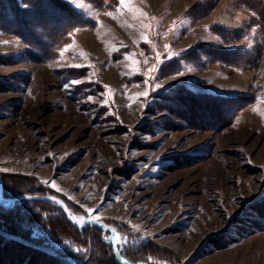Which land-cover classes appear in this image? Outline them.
I'll return each instance as SVG.
<instances>
[{
	"label": "rangeland",
	"instance_id": "obj_1",
	"mask_svg": "<svg viewBox=\"0 0 264 264\" xmlns=\"http://www.w3.org/2000/svg\"><path fill=\"white\" fill-rule=\"evenodd\" d=\"M61 1L0 21V264H264V0Z\"/></svg>",
	"mask_w": 264,
	"mask_h": 264
},
{
	"label": "trees",
	"instance_id": "obj_2",
	"mask_svg": "<svg viewBox=\"0 0 264 264\" xmlns=\"http://www.w3.org/2000/svg\"><path fill=\"white\" fill-rule=\"evenodd\" d=\"M31 14H36L41 19V23L39 25L43 26L44 24H49V26L51 25L52 28L58 29V31H56L57 33L69 30L73 25L77 24L78 22V17L75 15L78 13L74 11L73 9H71L65 2L61 0H0V21H2L3 24H5L3 27L10 28L12 30L15 27V31L21 37H24V34L20 31L19 28L21 27L19 26H26L29 20L28 16H30ZM42 49L44 50V52L48 51L47 48H42ZM2 195L4 198L8 197L5 195L4 188H3ZM34 202L41 203L43 201L35 200ZM15 207H16V204L14 203L11 208L4 209V207L0 206V209L5 214L6 213L9 214ZM9 223L10 225H7L6 227H4V231H7L10 234L16 235L17 231L19 230H16L15 232L11 222ZM75 229L77 230V228ZM82 230H85V229H82ZM0 241L1 243L4 242L2 239ZM7 242H10V241H7ZM7 242H4V243L9 244ZM10 246L11 247L16 246L14 248L15 250L16 249L25 250L26 248L28 249L30 248L26 245L22 246L18 244V242H15L13 246L12 245ZM105 246L108 247V249L110 250V247L108 245L105 244ZM130 249L127 248L126 250H130ZM33 251L37 252L36 250H33ZM135 251L136 253L138 252L137 250ZM40 254H43V256L46 255L45 258L48 260H57L55 258L56 256L52 253H44V252L41 253L40 252ZM120 254L124 259L131 261L133 263L135 262V263H140V264H160L156 262H151L145 257L143 258L142 255L140 256L139 254H135V252H130L129 254L128 252L124 251V252H121Z\"/></svg>",
	"mask_w": 264,
	"mask_h": 264
},
{
	"label": "snow or ice",
	"instance_id": "obj_3",
	"mask_svg": "<svg viewBox=\"0 0 264 264\" xmlns=\"http://www.w3.org/2000/svg\"><path fill=\"white\" fill-rule=\"evenodd\" d=\"M70 2L73 3L74 6H79V5L76 4V0H70ZM131 2H132V0H118V3H119V5H120V7H117V8L115 9V12H108L107 15L110 16V17H112L113 19H116V18H117V14H118V13H121V12L124 11V10H128L129 12H132L133 9L130 7ZM135 11L138 12V13H139L140 15H142V16H146V15H147L146 13H143L142 10H140V9H138V8L135 9ZM151 19H152V20H155L156 18H155V17H152ZM176 23H177V22L174 21V22H173V26H174ZM173 26H170V30L172 29ZM144 27L150 29V28H151V25H144ZM144 39L147 40V37L145 36ZM67 47H70V45H66V46H65V48H67ZM165 49L168 50V54H169V55L174 54V53H171V52H170V46H169V45H165ZM82 54H83V53H82ZM160 55H161L160 53H157V54H156L157 64L153 65V67H152L151 69L148 70L149 73H154V72L156 71V68L158 67L159 63L161 62V61H160ZM75 66H76V67H79L80 65H75ZM72 83H78V81H72ZM65 87H68V85L66 84ZM157 87H159V85H157ZM138 95H145V96H146V95H147V92L140 93V94H138ZM253 110H254V111H258V109H255V108H254ZM260 114H261L262 116H264V113H260ZM45 183H47V181H45ZM51 187H54V188L56 187L54 181L51 183ZM57 190H59V189H57ZM53 199L55 200L54 197H53ZM56 203H61V201L56 200ZM94 211H96V210H94V209H92V208H87V209H86V212L89 214V219L92 220V221L99 222L101 218H100L99 216H97V215H93ZM72 219H74V220L78 219L81 223L84 222V217H75V216H73Z\"/></svg>",
	"mask_w": 264,
	"mask_h": 264
},
{
	"label": "water",
	"instance_id": "obj_4",
	"mask_svg": "<svg viewBox=\"0 0 264 264\" xmlns=\"http://www.w3.org/2000/svg\"><path fill=\"white\" fill-rule=\"evenodd\" d=\"M3 202V198H2V191L0 190V204L2 205V206H4V207H9L8 206V204H12L13 203V200H10L9 202L10 203H8V204H4V203H2ZM69 219V221H71L72 222V224H74V225H76V226H79V227H83L84 225H82V224H77V223H75L74 221H72L70 218H68ZM86 224L87 223H94V224H96V225H98V226H101V223L100 222H96V221H92V220H89V221H87V222H85ZM84 223V224H85ZM106 230H109V229H107L106 228ZM114 235H117V233L116 232H114L113 230L111 231Z\"/></svg>",
	"mask_w": 264,
	"mask_h": 264
},
{
	"label": "bare ground",
	"instance_id": "obj_5",
	"mask_svg": "<svg viewBox=\"0 0 264 264\" xmlns=\"http://www.w3.org/2000/svg\"><path fill=\"white\" fill-rule=\"evenodd\" d=\"M70 217H71V216H70ZM71 220L76 221V222H80L78 219H76V220L72 219V217H71ZM83 225H84V224H83Z\"/></svg>",
	"mask_w": 264,
	"mask_h": 264
}]
</instances>
